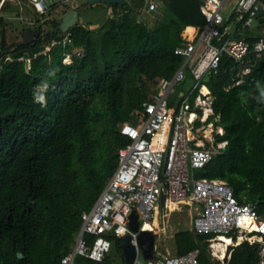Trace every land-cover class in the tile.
Wrapping results in <instances>:
<instances>
[{"label": "trees", "instance_id": "trees-1", "mask_svg": "<svg viewBox=\"0 0 264 264\" xmlns=\"http://www.w3.org/2000/svg\"><path fill=\"white\" fill-rule=\"evenodd\" d=\"M161 1L167 19L153 28L141 20L145 0H128L124 7L112 6L113 16L100 31L79 25L63 34L56 21L46 40L40 36L17 47H8L2 32L0 264H62L71 250L83 214L119 166L118 150L131 143L121 125L146 118L143 106L159 82L171 80L185 62L178 53L184 31L206 25L202 0ZM231 65L224 58L220 73L202 81L214 112L207 125L224 130L216 143L227 142L230 152L195 176L227 183L240 202L254 203L264 217V99L257 87H264V56L239 86ZM45 82L42 105L33 94ZM214 238L181 231L175 236L177 255L200 250L202 264H221L208 254ZM112 239L125 264L124 239ZM230 250L229 264H261L259 245L245 242ZM87 263L116 264L111 255Z\"/></svg>", "mask_w": 264, "mask_h": 264}, {"label": "built area", "instance_id": "built-area-1", "mask_svg": "<svg viewBox=\"0 0 264 264\" xmlns=\"http://www.w3.org/2000/svg\"><path fill=\"white\" fill-rule=\"evenodd\" d=\"M26 1L45 15L68 0ZM146 2L149 13L158 10L155 0ZM201 11L206 25L194 28L193 35H182L183 45L178 53L185 62L180 70L171 80L159 82L157 93L143 106L146 118L137 125H121L122 135L131 143L118 150L119 166L107 179L93 209L83 214L82 227L62 264L103 262L113 249L112 238L125 240L128 235L132 236L138 253L134 264H202L200 250L167 256L155 251L153 259L142 260L141 232L150 227L149 231L158 237L157 223H165L170 214L183 207L195 211L192 222L195 233L214 235L211 241L228 237L233 241L229 249L245 242L259 245L264 264V217L259 215L257 206L240 202L234 189L225 182L195 176L228 145L203 135L204 127L213 124L207 125L210 116L206 121L203 119L202 102L209 101L211 115L212 102L209 97L204 99L207 93L202 81L220 73L224 58L233 62L228 70L237 86L254 71L264 56V0H202ZM194 58L197 62L191 67ZM190 75L197 84L189 95L181 92L177 108L171 96ZM196 91L199 94L191 106L188 102ZM133 213L140 222L138 233H133L129 226ZM231 253L221 264H229Z\"/></svg>", "mask_w": 264, "mask_h": 264}, {"label": "rangeland", "instance_id": "rangeland-1", "mask_svg": "<svg viewBox=\"0 0 264 264\" xmlns=\"http://www.w3.org/2000/svg\"><path fill=\"white\" fill-rule=\"evenodd\" d=\"M53 1L55 3H59V0ZM155 1L158 3V10L156 12L149 13L145 8L142 11L141 20L144 21L150 28L155 27L161 15L165 13V8H163L162 6V1ZM57 6L59 7L60 5ZM58 7L51 10L49 13L42 15L39 14L26 0H6L3 3L2 7L0 8V17H4V24L0 25V66L2 65V60L5 58V52L2 45V32H5L7 46L17 47L19 44L24 43L23 35L25 31L38 33L39 30H41V39L43 41L46 40L47 36L55 31L54 22H59L66 14H68L72 10H76L78 12L80 26H83L92 31H100L101 29H103L110 18L113 16L112 6H108L105 4L91 6L89 4V0H69L63 6L59 8ZM55 45L56 43L52 45H45L43 47L44 50L42 52V55H48L52 47ZM196 62L197 60L196 58H194L191 62V67H194L196 65ZM196 84L197 82L193 78H191L188 79V81L184 84H181L177 87L175 93L171 96V101L177 108L181 103V92H185L186 95H189ZM194 98L195 94L189 100V105L193 106ZM99 105L102 106V103H100ZM210 128L211 127L209 126H205L203 135L211 139V141L215 142L216 136L221 132L219 128L214 125V127H212V135H209L208 131ZM194 217L195 211L193 208L183 207L181 211L170 214L168 218L165 219V223L159 221L157 223L159 227V236L157 237L156 241V253L165 256L176 255L177 247L175 236L181 231L195 232L192 224ZM212 245L213 241L210 242L208 254L211 255V257L215 261H222L214 256ZM230 252L231 250L229 249L227 257ZM110 255L113 257L116 264H122L121 254L118 252L115 243H113V249ZM142 260H144L143 257Z\"/></svg>", "mask_w": 264, "mask_h": 264}, {"label": "water", "instance_id": "water-1", "mask_svg": "<svg viewBox=\"0 0 264 264\" xmlns=\"http://www.w3.org/2000/svg\"><path fill=\"white\" fill-rule=\"evenodd\" d=\"M89 4L91 6L105 4L108 6H121L124 7L128 4V0H89ZM262 16V12L259 13V17ZM80 20L79 15L76 10H72L68 14H66L60 21L59 27L63 34H68L72 29L79 26ZM41 36L40 33H33L30 31L24 32V43L26 45H31L36 39H39ZM230 149L227 148L225 150V154H228ZM130 229L133 233H138L140 228V222L138 220V215L133 213L130 216ZM156 235H154L151 231L146 230L141 232L139 236L140 250L143 258L145 260H151L154 257L155 246H156ZM121 250L125 257V264H134L137 257V249L132 244V236L128 235L124 243L121 246ZM22 258V255L20 256Z\"/></svg>", "mask_w": 264, "mask_h": 264}, {"label": "bare ground", "instance_id": "bare-ground-1", "mask_svg": "<svg viewBox=\"0 0 264 264\" xmlns=\"http://www.w3.org/2000/svg\"><path fill=\"white\" fill-rule=\"evenodd\" d=\"M194 33H195L194 28H190V29L186 30V35H193ZM204 91H207V90L204 89ZM202 106L204 107V110H205V116L203 119H204V121H206L209 118V116L211 115V111L209 109L208 103L202 102ZM212 132H213V130L211 127L208 131V134L210 135ZM220 132L222 133L223 130L220 129ZM146 229L149 230L150 227H147ZM230 245H233V241L230 240L228 237L222 236L219 239L214 240L213 245H212L214 256L220 260L226 259Z\"/></svg>", "mask_w": 264, "mask_h": 264}, {"label": "clouds", "instance_id": "clouds-1", "mask_svg": "<svg viewBox=\"0 0 264 264\" xmlns=\"http://www.w3.org/2000/svg\"><path fill=\"white\" fill-rule=\"evenodd\" d=\"M257 87L260 89L259 91V96L260 98L264 99V87H261L259 82H257ZM48 89V84L45 82L41 85H37V89L34 92V100L40 104H45L46 103V96L45 93Z\"/></svg>", "mask_w": 264, "mask_h": 264}, {"label": "crops", "instance_id": "crops-1", "mask_svg": "<svg viewBox=\"0 0 264 264\" xmlns=\"http://www.w3.org/2000/svg\"><path fill=\"white\" fill-rule=\"evenodd\" d=\"M6 0H1L0 1V8L2 7V5H3V3L5 2ZM69 1V0H68ZM61 6H63V5H61ZM61 6H59V7H61ZM58 6H56V8H57ZM58 7V8H59ZM145 9H146V11H147V2H146V0H145ZM148 12V11H147ZM167 19V14L166 13H163L162 15H161V17L159 18V20H158V23H163V22H165V20ZM79 25H80V23H79ZM190 28H198V27H188L187 29H190ZM186 29V30H187ZM186 30L184 31V35H186ZM183 38V37H182ZM204 89L205 90H207V96H209L210 95V92H209V90H208V88L206 87V86H204ZM210 99V98H209ZM209 105V104H208ZM214 114V112H213V109H212V115ZM212 115H210V117L212 116ZM214 125L215 124H213V126L212 127H214ZM221 128H219V130H220ZM223 130V129H222ZM224 134V130H223V132L222 133H220V135H223ZM155 251H156V246H155ZM124 256V255H123ZM125 258V257H124Z\"/></svg>", "mask_w": 264, "mask_h": 264}]
</instances>
